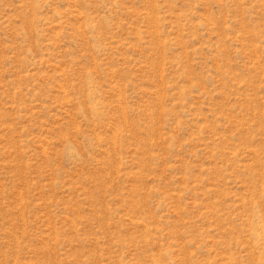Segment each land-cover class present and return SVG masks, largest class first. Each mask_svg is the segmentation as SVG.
Returning a JSON list of instances; mask_svg holds the SVG:
<instances>
[{
	"label": "rangeland",
	"instance_id": "rangeland-1",
	"mask_svg": "<svg viewBox=\"0 0 264 264\" xmlns=\"http://www.w3.org/2000/svg\"><path fill=\"white\" fill-rule=\"evenodd\" d=\"M0 264H264V0H0Z\"/></svg>",
	"mask_w": 264,
	"mask_h": 264
}]
</instances>
